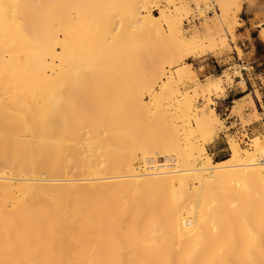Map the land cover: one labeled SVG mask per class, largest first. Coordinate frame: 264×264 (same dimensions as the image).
Segmentation results:
<instances>
[{"label": "bare ground", "instance_id": "1", "mask_svg": "<svg viewBox=\"0 0 264 264\" xmlns=\"http://www.w3.org/2000/svg\"><path fill=\"white\" fill-rule=\"evenodd\" d=\"M160 1L0 0V264H264V143L206 155L232 78L186 63L227 47L242 0L204 33Z\"/></svg>", "mask_w": 264, "mask_h": 264}, {"label": "rangeland", "instance_id": "2", "mask_svg": "<svg viewBox=\"0 0 264 264\" xmlns=\"http://www.w3.org/2000/svg\"><path fill=\"white\" fill-rule=\"evenodd\" d=\"M174 1V6H171L173 10L175 7H179V11L181 13L182 18L184 19V29L188 31L187 33H191L193 30L197 29L200 32L204 33L207 27H214V24H219L220 16H221V9L219 7L217 0H211V15H207L209 8L207 7V3L209 0H192L188 2V0H171ZM253 0H242L243 6L242 10L237 17L234 19L233 22V30L227 31V47L222 50L217 51H207L205 53H199L197 56L193 58H188L186 63H189L192 66V69L197 74L198 79L202 80L205 77H209L214 79L216 77L227 75L232 78V83L230 85L227 83L225 85V89L220 96V98H216L215 95H211L210 99L214 102L212 107L215 109L218 117L223 120V127L221 130L217 132V136L213 138L212 141L207 142L205 144L206 155L212 158V161L219 162L225 160L230 157L231 149H230V142L233 141L240 148H248L251 149L252 140L258 138L262 143H264V107L260 104V107H256V111L258 114L255 113L252 107L245 108L240 115L230 114V109L234 104V101L237 98L242 97L244 94L241 95H234V92L242 88L241 84L236 83L235 81H239V79H235L234 76H238L235 71L233 72L232 69L235 68V53L237 57L244 62V64L249 69V55L245 54V47L240 48L238 43L242 40L249 42H253V37L249 34L248 30H245L243 35L239 34V28L242 26H246L254 30L256 27L254 25H258L259 27H264V17L258 10L249 11L248 9V2H252ZM161 3H164L165 0H161ZM259 2L264 3V0H259ZM170 7L169 5H166ZM204 8V10H200ZM197 9V10H196ZM215 9V10H214ZM198 12V22L192 23L190 25L185 24V20L189 17L194 11ZM157 14L156 12H153ZM238 18V19H237ZM236 20V21H235ZM237 22V23H236ZM236 24V25H235ZM262 24V25H261ZM233 32V33H232ZM229 47V48H228ZM241 51V53L239 52ZM255 59H257L259 67H263L264 61V51L256 52ZM228 67H232L228 69ZM234 74V75H233ZM240 77V76H238ZM243 79V77H240ZM229 82V81H228ZM264 91V83H262ZM194 88V85L185 83L180 86L181 94H185L187 91L191 92ZM249 88V87H248ZM243 89V88H242ZM251 91L254 90V95L257 99L260 98V94L256 88L251 87L249 88ZM249 93V97L254 99L253 93ZM190 96L193 100L195 107H202L203 105L208 104L207 99L205 97H201V95L194 96V93H190ZM182 96L178 99H181ZM199 143H201L202 139L200 137H196ZM163 158H158L157 161H162ZM139 161V162H138ZM135 163V167H140V163H144L142 159H138ZM145 164V163H144ZM143 167V166H142ZM141 172V171H140Z\"/></svg>", "mask_w": 264, "mask_h": 264}, {"label": "crops", "instance_id": "3", "mask_svg": "<svg viewBox=\"0 0 264 264\" xmlns=\"http://www.w3.org/2000/svg\"><path fill=\"white\" fill-rule=\"evenodd\" d=\"M262 25V24H261ZM256 27V29L251 30L248 25L247 28L246 26L244 27H240L239 28V34L243 35L245 33V30H248L249 34L253 37V42H249L248 40L245 41L241 40L238 43V46L240 48L245 47V54L249 55V69L247 70V72L243 75V79L245 82V89L239 88V90L234 92V95H241L244 94L242 97H239L237 99H241L243 97L246 96V92H250L253 93L254 95V90H250L249 88L254 87L256 88V90H258L259 94H260V98L257 99L254 95V103L255 106L260 107V104L263 105L264 107V91L262 90L263 88V84L264 83V61L262 66L263 67H259L257 59L254 58L256 52L258 51H264V42L259 38V26L256 24L254 25ZM237 54L235 53V57L233 56V59L236 61L237 59ZM242 81V79L239 77V81H235V84H241L240 82ZM249 87V88H248Z\"/></svg>", "mask_w": 264, "mask_h": 264}, {"label": "built area", "instance_id": "4", "mask_svg": "<svg viewBox=\"0 0 264 264\" xmlns=\"http://www.w3.org/2000/svg\"><path fill=\"white\" fill-rule=\"evenodd\" d=\"M207 7L209 8V11L207 12V15H211V0H209V2L206 4ZM197 10V9H196ZM194 11L189 17L186 18L185 20V24L186 25H190L192 23H195L198 21L197 19V16H198V12L197 11ZM201 11L204 10V8H201L200 9ZM215 10V9H214ZM236 65H235V68L232 69L233 72L237 71L242 77L243 75L247 72L248 68L247 66L244 64L243 61H241L239 58L236 59L235 61ZM228 69H231V67H228ZM235 79H239L238 76H234ZM162 161H164V159H162ZM173 163V162H172ZM144 165V163H140V167H142Z\"/></svg>", "mask_w": 264, "mask_h": 264}]
</instances>
